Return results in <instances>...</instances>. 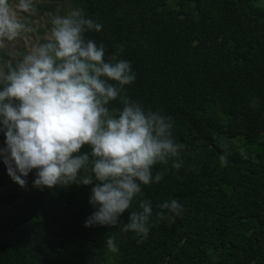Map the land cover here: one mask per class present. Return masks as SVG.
Listing matches in <instances>:
<instances>
[{"label":"trees","instance_id":"obj_1","mask_svg":"<svg viewBox=\"0 0 264 264\" xmlns=\"http://www.w3.org/2000/svg\"><path fill=\"white\" fill-rule=\"evenodd\" d=\"M69 1V11L81 8L102 25L85 35L103 44L106 60L123 46L120 59L136 74L127 96L172 118L173 138L185 145L182 166L156 165L153 177L160 172L163 179L142 186L137 199L150 200L154 213L176 199L183 212H166L162 221L154 215L148 238L138 244L120 227H85L95 210L92 186L36 188L33 170L21 188L0 156V264H264V5ZM55 7L36 10L43 15ZM5 140L0 131V149ZM221 144L230 152L226 166ZM113 234L115 253L106 245Z\"/></svg>","mask_w":264,"mask_h":264},{"label":"clouds","instance_id":"obj_2","mask_svg":"<svg viewBox=\"0 0 264 264\" xmlns=\"http://www.w3.org/2000/svg\"><path fill=\"white\" fill-rule=\"evenodd\" d=\"M35 12L36 0H0V49L28 39ZM51 25L43 42L31 44L21 58L0 62V131L6 137L0 156L21 188L33 170L36 188L92 186L89 203L95 210L85 227H120L141 244L154 215L162 221L169 218L166 212H183L176 199L164 201L154 213L150 200L137 198L142 186L163 179L160 172L153 177L156 165L182 166L185 145L174 140L171 117L127 96L125 86L136 74L120 59L123 46L106 60L103 44L86 38L87 31L100 32L102 25L81 8L52 16ZM116 101L122 107H112ZM249 107H258L255 97ZM220 147V163L226 166L228 145ZM125 213L127 223L121 220ZM106 245L118 251L114 234Z\"/></svg>","mask_w":264,"mask_h":264},{"label":"rangeland","instance_id":"obj_3","mask_svg":"<svg viewBox=\"0 0 264 264\" xmlns=\"http://www.w3.org/2000/svg\"><path fill=\"white\" fill-rule=\"evenodd\" d=\"M13 2H17V0H13ZM261 5H264V0L258 1ZM54 4L56 7V12L45 11L43 15H40L36 10L35 13L31 14V22L32 26L35 29L34 32L28 35L27 40H21L19 42H6V47L4 49H0V62L8 61L6 60L7 55H11L9 60H13L15 62L19 58H21L24 54H26L29 46L34 43L43 42L44 37L49 32L51 28V19L54 15H63L61 12H68L70 1L69 0H36V9H40L49 5ZM26 15V14H25ZM42 30L46 32L44 34L41 33ZM237 145H240L238 143ZM29 176L26 178L28 179Z\"/></svg>","mask_w":264,"mask_h":264}]
</instances>
